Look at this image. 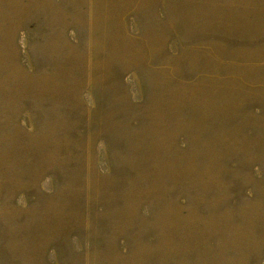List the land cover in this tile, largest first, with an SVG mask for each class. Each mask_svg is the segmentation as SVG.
Wrapping results in <instances>:
<instances>
[{
    "label": "rangeland",
    "instance_id": "374dc122",
    "mask_svg": "<svg viewBox=\"0 0 264 264\" xmlns=\"http://www.w3.org/2000/svg\"><path fill=\"white\" fill-rule=\"evenodd\" d=\"M0 264H264V0H0Z\"/></svg>",
    "mask_w": 264,
    "mask_h": 264
}]
</instances>
